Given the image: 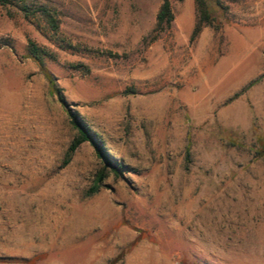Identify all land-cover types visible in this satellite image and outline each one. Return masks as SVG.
Returning a JSON list of instances; mask_svg holds the SVG:
<instances>
[{
    "label": "rangeland",
    "instance_id": "obj_1",
    "mask_svg": "<svg viewBox=\"0 0 264 264\" xmlns=\"http://www.w3.org/2000/svg\"><path fill=\"white\" fill-rule=\"evenodd\" d=\"M163 1L0 5V264H264V0Z\"/></svg>",
    "mask_w": 264,
    "mask_h": 264
},
{
    "label": "trees",
    "instance_id": "obj_2",
    "mask_svg": "<svg viewBox=\"0 0 264 264\" xmlns=\"http://www.w3.org/2000/svg\"><path fill=\"white\" fill-rule=\"evenodd\" d=\"M180 1H184V0H180ZM25 3H26L25 0H0L1 6L18 7V10L23 13L26 19L39 15V17H41L47 23V25L51 27L52 30L55 31L58 30L59 28L58 21L55 19V16L50 9L46 7H39L33 9ZM195 3L197 8L198 18H197L196 28L192 34V38H191L192 41L197 39V37L205 27H213L217 31L221 30L222 25L221 23L218 22L217 13L218 12L224 13L227 9L224 6V2L222 0H195ZM174 20H175V15L173 12L172 4L170 0H164L157 15V22L154 32L152 34V41H156L163 34L170 31ZM29 52L31 57L36 62L39 63L42 69H44L43 57L41 56V52L39 48L35 44L31 43L29 47ZM46 78L49 83L50 91L52 92V94L58 96L59 101L66 108L70 124L73 127V129L76 130L77 132V138L71 147V151H75L80 144L87 142L94 148L97 156H99L100 158H105L101 144H99V142L95 139L94 135L90 132V130L85 125H83L79 117L69 107V105L67 104L64 97L61 94L60 88L58 87L56 80L49 73H46ZM259 141L264 143L263 138H259ZM107 165L111 167L113 170H115V167L111 166V162L108 161ZM97 189L98 187L95 186L93 192H96Z\"/></svg>",
    "mask_w": 264,
    "mask_h": 264
}]
</instances>
